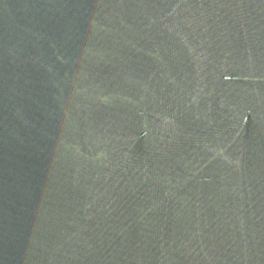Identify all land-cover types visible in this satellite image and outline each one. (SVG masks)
<instances>
[{
	"label": "water",
	"instance_id": "95a60500",
	"mask_svg": "<svg viewBox=\"0 0 264 264\" xmlns=\"http://www.w3.org/2000/svg\"><path fill=\"white\" fill-rule=\"evenodd\" d=\"M0 264H264V0H0Z\"/></svg>",
	"mask_w": 264,
	"mask_h": 264
}]
</instances>
